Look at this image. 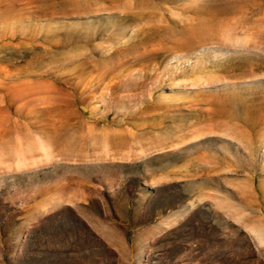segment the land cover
Returning a JSON list of instances; mask_svg holds the SVG:
<instances>
[{
	"label": "rangeland",
	"instance_id": "374dc122",
	"mask_svg": "<svg viewBox=\"0 0 264 264\" xmlns=\"http://www.w3.org/2000/svg\"><path fill=\"white\" fill-rule=\"evenodd\" d=\"M0 264H264V0H0Z\"/></svg>",
	"mask_w": 264,
	"mask_h": 264
}]
</instances>
